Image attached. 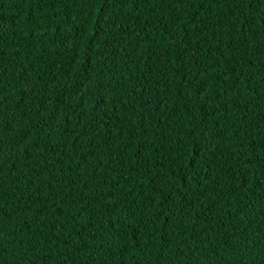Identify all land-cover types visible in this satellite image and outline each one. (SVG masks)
I'll return each mask as SVG.
<instances>
[{
	"label": "trees",
	"instance_id": "1",
	"mask_svg": "<svg viewBox=\"0 0 264 264\" xmlns=\"http://www.w3.org/2000/svg\"><path fill=\"white\" fill-rule=\"evenodd\" d=\"M0 264H264V0H0Z\"/></svg>",
	"mask_w": 264,
	"mask_h": 264
},
{
	"label": "snow or ice",
	"instance_id": "2",
	"mask_svg": "<svg viewBox=\"0 0 264 264\" xmlns=\"http://www.w3.org/2000/svg\"><path fill=\"white\" fill-rule=\"evenodd\" d=\"M105 14H107V13H105Z\"/></svg>",
	"mask_w": 264,
	"mask_h": 264
}]
</instances>
